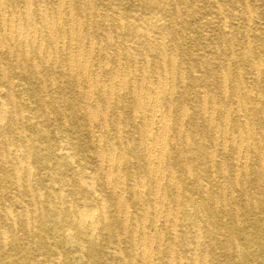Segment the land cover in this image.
Instances as JSON below:
<instances>
[{"label":"bare ground","instance_id":"bare-ground-1","mask_svg":"<svg viewBox=\"0 0 264 264\" xmlns=\"http://www.w3.org/2000/svg\"><path fill=\"white\" fill-rule=\"evenodd\" d=\"M0 264H264V0H0Z\"/></svg>","mask_w":264,"mask_h":264}]
</instances>
